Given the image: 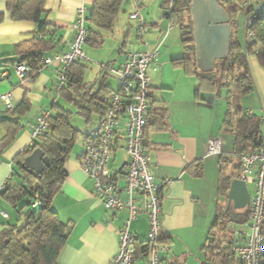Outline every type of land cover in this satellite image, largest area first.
I'll use <instances>...</instances> for the list:
<instances>
[{
  "label": "crops",
  "instance_id": "0c3cea01",
  "mask_svg": "<svg viewBox=\"0 0 264 264\" xmlns=\"http://www.w3.org/2000/svg\"><path fill=\"white\" fill-rule=\"evenodd\" d=\"M144 1L153 8V11L154 7L157 8L155 12L161 20V6L164 0ZM94 3L95 0L45 1L47 21L55 31L53 40L59 42L56 54L69 50L73 38L71 24L76 18L79 6L81 4L85 6L86 17H88ZM133 7L131 2L128 5V2L124 0L117 20L121 11L122 15H126L129 9L130 15ZM189 7L195 64L200 73H210L214 70L216 62L227 55L230 41L233 38L234 31L229 24V13L218 0H191ZM141 15L148 28V33L142 38L136 35L138 41L135 48H129L131 46L129 37L133 26L127 23V30L124 32L120 22L118 30L121 36L125 35L119 39L120 42L116 41L119 44L118 51L114 54L116 56H112L108 62H102L103 60L98 58L96 53H87L86 46H84L86 59L79 62V65L83 67L81 84L95 94L100 83L104 82L107 92L101 91L99 99L95 100V103L104 109L112 94L118 89V85L112 86L109 83V77H116L115 71L123 64L126 52L144 51L161 42L158 57L162 48H164L163 56L168 53L170 62L180 58L183 54L179 28H171L167 35L162 37V32L167 29V23H164L166 26L159 25L154 18L157 16L147 9ZM240 17L236 27V39L245 49V19L241 23ZM36 30L37 26L31 22L12 21L5 3L0 0V57H13L14 47L29 41ZM113 32L112 30L110 34L115 40L116 35ZM240 32L241 35L243 34V40L240 38ZM103 36L106 37V33ZM104 43L105 39L103 45ZM158 62L156 59L157 67L162 70ZM108 63H110L108 68L102 67ZM248 64L253 91L240 98L243 100L242 107L237 106L244 113L251 111L252 115L260 120L264 110V71L254 56L248 58ZM159 68L157 72H150L149 75L158 74ZM55 76V69L50 67L42 69L35 75L33 82H21L14 66L0 68V95L12 93L14 108L23 101L30 103V110L24 115L17 116V122L21 127L13 142L0 155V189L4 184L20 182V178L15 173L14 160L32 145L27 124L33 123L43 110H52L54 104L66 109L60 102L61 96L55 99L53 92ZM84 77H94V79L85 82ZM188 78L192 77H177L171 84L166 83L163 77H160L161 81L157 84L150 76L149 104L158 99L166 102L169 128L165 131H158L154 127L148 128L143 140L144 150L150 158L155 184L161 186L167 180L173 181L171 185L162 186L158 191L161 199V234L168 237L167 244L159 245L162 248L160 252L162 264L203 263V247L217 208L232 209L235 214H242L246 210H236L233 208V202L228 203L230 184L238 178L233 175V164L228 161L231 154L225 153L228 143L221 138L224 134L223 123L226 112L224 93L221 95L223 102L222 99L215 98L211 91L202 92L197 97V81L194 82ZM186 81L188 83H184ZM73 99L79 101L80 98ZM66 103L71 107L66 110L74 113L70 117V125L80 132L81 140L79 149L72 148L64 166L66 178L50 202L51 209L60 221L71 226L68 240L60 250L55 264H111L118 252L119 233L128 218V210L124 209L116 214L108 212L95 196L93 182L80 169L84 145L89 134L100 122L102 115L89 114L70 100H66ZM73 117H75L76 124L72 125ZM13 118L10 112L0 104V142L3 141L7 130L3 121ZM210 138L223 140L225 148H223V159L222 157L205 158L206 144ZM122 142V139L117 138L116 148L109 162V170L120 189L125 186V165L128 160L122 150ZM225 182H228L226 191L222 189ZM121 197L123 200L126 199L125 195ZM137 204L141 209L131 223L130 229L137 241L141 243L147 240L149 227L147 214L143 210L142 198H137ZM2 213L7 218H3ZM17 222L18 215L15 209L0 197V226L14 225ZM134 264H146V259L140 255L135 259Z\"/></svg>",
  "mask_w": 264,
  "mask_h": 264
},
{
  "label": "trees",
  "instance_id": "16d2710c",
  "mask_svg": "<svg viewBox=\"0 0 264 264\" xmlns=\"http://www.w3.org/2000/svg\"><path fill=\"white\" fill-rule=\"evenodd\" d=\"M11 20L31 22L37 26L33 37L14 47L13 57H0V68L13 67L21 62L33 74L42 67L49 54L55 53L59 42L54 41L55 31L47 21L46 0H2ZM229 13V24L233 28L227 55L216 62L210 73L197 70L192 41V27L189 21V5L183 0H172L171 13H168L170 0H164L161 6V20H170L171 27H177L181 33L183 54L173 59L171 64L183 70L187 76L197 81L196 96L211 91L217 97L224 93L226 112L223 132L232 136L233 153L228 161L233 164L234 176L239 177L240 160L243 155L259 148L262 126L257 116H247L238 106L237 99L253 91L248 58L254 56L264 71V0H218ZM124 0H95L90 15L87 17L88 36L85 46L101 48L104 33H111L121 5ZM251 20L250 34L246 36L244 49L236 39L238 19ZM246 34V31H245ZM56 54V53H55ZM110 63L102 65L108 68ZM82 69L79 62L73 64L65 77V85L59 96L76 104L89 114L104 115L105 109L95 103L101 91L107 92L102 81L95 94L81 84ZM104 80V78L102 79ZM73 98H80L79 101ZM85 103V104H84ZM80 105V106H79ZM30 110V103L23 101L18 107L9 111L12 120H4L6 135L0 142V155L14 140L21 125L17 116ZM69 110L54 104L49 118V126L44 135L32 142V145L15 158V173L20 182L5 184L0 197L8 202L18 215L14 225L0 226V264H55L60 250L68 240L71 226L60 221L51 209V199L59 191L66 178L64 166L69 158L79 131L70 125ZM79 114V113H78ZM168 107L162 99L149 104L147 125L158 131H165L168 125ZM1 123V122H0ZM40 149L49 160V167L39 176L29 174L23 168V162L34 150ZM223 159V157H222ZM226 181V180H225ZM228 182L222 185L227 190ZM27 199V202L23 203ZM37 204L33 207L34 204ZM249 210L235 214L232 209L217 208L214 220L203 247L204 261L201 264H241L238 257L231 253V245L237 241V235L229 229L228 224H246ZM168 237L160 235L158 244H167ZM146 241H137L135 258L144 251ZM264 264V258L262 261Z\"/></svg>",
  "mask_w": 264,
  "mask_h": 264
},
{
  "label": "built area",
  "instance_id": "2783aa9c",
  "mask_svg": "<svg viewBox=\"0 0 264 264\" xmlns=\"http://www.w3.org/2000/svg\"><path fill=\"white\" fill-rule=\"evenodd\" d=\"M133 2L135 11L130 15L129 20L135 24L132 30L142 38L148 33V28L139 10L140 0H133ZM171 2L172 0L168 7L169 14ZM86 14L87 10L81 4L71 24L73 38L67 52L46 57L42 67L33 74H30L28 68L21 62L14 65L21 82H33L35 75L42 69L52 67L56 71L53 92L55 99L59 97L69 68L86 59L84 53L88 36ZM163 21L167 23V29L162 32V37L166 36L172 28L170 20ZM250 25L251 20L246 19L247 38L251 37ZM160 46L161 42H158L150 49L124 54L123 64L115 71L118 89L112 94L100 122L89 134L80 161L81 171L93 182L95 196L104 208L112 214L124 209L128 210V218L119 233L118 252L111 264H134L135 262L137 238L130 228L141 209L137 204L138 197L142 198L149 227L146 247L141 257L146 259V264H162L160 256L162 248L158 244L162 229L161 199L158 191L160 187L169 186L173 181L167 180L161 186L155 184L150 158L144 150L143 143L151 96L149 73L158 71L156 59ZM0 104L6 111H12L15 107L12 93L0 95ZM245 114L251 116L252 112L247 111ZM50 116V109L43 110L33 123L27 124L32 142L42 137L47 131ZM260 122L262 131L259 148L243 155L240 160L238 179L246 186L250 180L253 186V192L249 194V220L245 224L246 230L235 233L237 241L231 245L230 249L241 264H262L264 258V110ZM117 138L122 139V150L128 159L125 165V186L122 189L118 188L117 181L109 170V162L115 151ZM223 148L222 139L210 138L206 144L205 158H221L224 156ZM122 195L126 196L125 200L122 199ZM36 205L35 203L33 207ZM1 215L7 218L4 213Z\"/></svg>",
  "mask_w": 264,
  "mask_h": 264
},
{
  "label": "rangeland",
  "instance_id": "374dc122",
  "mask_svg": "<svg viewBox=\"0 0 264 264\" xmlns=\"http://www.w3.org/2000/svg\"><path fill=\"white\" fill-rule=\"evenodd\" d=\"M129 1L132 3V5H134L133 0H126V2H128V5L130 3ZM140 4H141V7H140L139 10H140V13L141 14L146 9L149 10V11H152V14H154V15L157 13V12H155V10H157V8L154 7V11H153V8H151V6L148 5V3H145L144 0H140ZM142 5H143V7H142ZM128 10L126 11V15H122V11H121V13L119 14V18H118L117 22L115 23V25L113 27V31H114L113 33H115L117 39L115 38V40H113L112 35L110 33H106V37H104L105 43H104L103 47L101 49H93L90 46H86L85 50H86L87 53H96L97 57L100 58L101 60H103L102 62H104V63L108 62V60H110V58H112V56H116L114 54L118 51V46H119L118 42H116V41H119V39L123 38L124 35H125V34L122 35V36L120 35V32L118 30V24H119V22L122 24V26H123L122 28H123L124 32H126V30H127V25H128L127 23L131 24L132 26L135 25L133 22H131L128 19L130 17V15L132 13H134L135 8L133 7L132 13L130 15H129ZM155 16H157V17H154V18H155V20L158 21V24L159 25H162V24L165 23L164 21H162V20L159 19V15L158 14H156ZM243 20H244V17L241 16L240 17L241 23H243ZM148 22L150 23L151 21H148ZM164 26H166V24H164ZM172 28L173 29H178L177 27H172ZM129 38H130V42H131V46H129V48L133 49V48L136 47V43L138 41L137 36H136V33L134 32V30H131V33H130V37ZM240 38H241V40H243V34L241 35V32H240ZM163 52H164V48H162L161 53H160V56L159 57L157 56V59L159 61L158 62V65L160 67H162V70H160V68L158 67L159 68V71H160L158 74H150V76L153 77V81H156L157 84H159L160 81H161L160 80V77H163V80H165L166 83L173 84L174 80H176L177 77H192V76H187L183 72V70H181L179 68H175L173 66V64H171L170 60L168 59L169 58L168 53H166L163 56ZM163 62H164V64H163ZM94 65L96 66V64H94ZM93 79H94V77H84L85 82H87L89 80L92 81ZM188 79H190L191 81H194V82L196 81L193 77L192 78H188ZM187 81L184 82V83H188ZM191 81H190V83H191ZM109 83L112 86H117L118 85V82L116 80V77H109ZM152 92H156V91H152ZM214 95H215V98H216L217 95L216 94H214ZM217 98L219 100L222 99V102L224 101L223 100V96H222V98L221 97L220 98L217 97ZM60 102L62 104H64V106H65L66 109H71V107L69 105H67L66 100H65L64 97L61 98ZM242 102H243L242 99H240V98L237 99V105H239L240 107L243 106L242 105ZM71 124L72 125L73 124H76L75 117H73V121H71ZM221 138L224 139L226 143H228V147H226L227 151H225V153L226 154H232L233 152H232V143H231L232 142V138H231V135L228 134V133H224ZM80 140H81V134L79 135L78 139L75 141V144H74V147H73L74 149H76V150L79 149V147H80ZM247 189H248L249 194H252V192H253V186H252L250 180H248ZM25 202H27V199L23 201V203H25ZM228 227H229V229L235 231L236 233L241 232L243 230H246V225L245 224L239 225V224H233V223L230 224L229 223L228 224Z\"/></svg>",
  "mask_w": 264,
  "mask_h": 264
},
{
  "label": "water",
  "instance_id": "95a60500",
  "mask_svg": "<svg viewBox=\"0 0 264 264\" xmlns=\"http://www.w3.org/2000/svg\"><path fill=\"white\" fill-rule=\"evenodd\" d=\"M191 0H183L188 6ZM49 167V160L40 149L34 150L24 159L23 168L31 175L39 176ZM249 192L244 182L235 179L231 182L228 191V203L233 202V208L244 210L249 207Z\"/></svg>",
  "mask_w": 264,
  "mask_h": 264
}]
</instances>
